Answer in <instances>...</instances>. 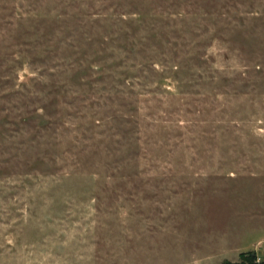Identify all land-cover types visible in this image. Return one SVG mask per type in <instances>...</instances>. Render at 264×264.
<instances>
[{"label":"rangeland","instance_id":"rangeland-1","mask_svg":"<svg viewBox=\"0 0 264 264\" xmlns=\"http://www.w3.org/2000/svg\"><path fill=\"white\" fill-rule=\"evenodd\" d=\"M264 262V0H0V264Z\"/></svg>","mask_w":264,"mask_h":264},{"label":"trees","instance_id":"trees-1","mask_svg":"<svg viewBox=\"0 0 264 264\" xmlns=\"http://www.w3.org/2000/svg\"><path fill=\"white\" fill-rule=\"evenodd\" d=\"M222 264H264V262L259 261L257 255L251 252L247 254H241L239 256L238 262L231 263V262L225 261Z\"/></svg>","mask_w":264,"mask_h":264}]
</instances>
